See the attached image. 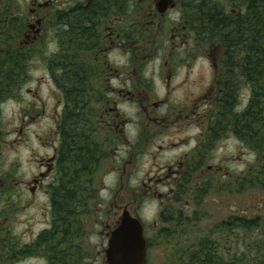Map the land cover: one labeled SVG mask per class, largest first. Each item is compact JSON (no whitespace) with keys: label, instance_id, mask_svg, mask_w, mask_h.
I'll use <instances>...</instances> for the list:
<instances>
[{"label":"rangeland","instance_id":"374dc122","mask_svg":"<svg viewBox=\"0 0 264 264\" xmlns=\"http://www.w3.org/2000/svg\"><path fill=\"white\" fill-rule=\"evenodd\" d=\"M30 5V0L7 1V9H10L8 15L17 12L19 6L27 11ZM143 19L124 18L119 32L123 34L124 22L129 27L131 22H136L139 28ZM158 22L165 25V19H157V26ZM55 36L54 32L46 35L48 46L35 50L37 54L32 64L28 65L25 82L18 86L13 98L0 104V176H8L7 179L11 176L13 180L4 183L6 179L0 178V188H7L15 198L11 200L13 205H0V231L5 230L7 234L4 243L0 241V264H47L44 256L32 255L25 250V246L49 229L52 222L44 186L51 182L53 175L47 178V172L42 170L46 176L41 188L36 193L35 190V195L31 197L27 192L36 186L32 180L39 177L40 161L48 160L58 144L57 141L54 146L53 142L57 135L56 118H60L63 104L61 92L46 71L50 67L46 64V58L52 52L62 54V50L57 48V41L53 40ZM139 36L137 29L133 39L130 38L133 47L112 48L103 57L104 74L108 77L110 72L113 73L110 87L122 93L115 104L117 111L115 105L111 107L113 113L120 115L122 124H119L117 139L113 141L115 147H111L107 153L100 172L98 190L101 208L97 209L91 225L87 226L85 247L88 248L89 260L85 264H106L104 250L107 236L116 226L124 208L137 215L145 227L150 242L147 264H181L180 255L184 249L196 246L206 237L212 240L218 238L219 234L214 229L219 230L222 222L234 216L257 218L260 230L257 233L236 231L231 236L225 233L223 246L233 245L236 249L238 245L243 246V241H248L258 243L257 248L263 247L264 175L258 182L249 186L245 184L250 181L246 180L250 178L248 169L253 170L255 157L232 134L226 133L216 142L213 141L204 166L197 171V187L210 183L203 186L206 193L201 203H195L189 192L181 200H175L173 196L169 200L171 203L164 204L160 210L154 191L168 197L169 185L173 180L169 168L177 170L175 167L180 161H185L181 160L185 154L189 159L202 138V127L211 126L210 118H207L210 109L203 94L212 88L216 79L213 62L219 51L209 47L198 50L193 64L173 65L167 83L168 73L161 71L162 66L170 55L177 54H171L174 50L170 51V34L166 33L164 38L160 34L155 37L150 33L149 38L145 36L149 42L144 40L143 47L137 41ZM163 41L167 43L164 48ZM89 48L83 49L87 60L100 54L97 47ZM74 58L77 55L69 58L68 64H72ZM125 61H128L127 74L119 72L117 76L116 69L124 66ZM169 63L172 64V61ZM85 65L79 64L88 78H96L91 80L92 85L96 88L102 85L99 75L94 77L98 73L97 67L93 71L92 66L84 68ZM55 66H51V71H55ZM79 66L76 67L80 72ZM126 81L129 82L124 86ZM244 85L238 110H243L249 99L248 85ZM104 110L102 107L99 109L98 105L95 108L98 115ZM202 113L204 118L200 120ZM189 121L191 124H188ZM35 133L38 135L37 141L34 139ZM187 178H190L189 175ZM182 184L186 186L183 179ZM172 208L176 212L181 211V217L170 218Z\"/></svg>","mask_w":264,"mask_h":264},{"label":"trees","instance_id":"16d2710c","mask_svg":"<svg viewBox=\"0 0 264 264\" xmlns=\"http://www.w3.org/2000/svg\"><path fill=\"white\" fill-rule=\"evenodd\" d=\"M259 13L252 14L247 20L250 29H247L246 36L253 38L255 30L260 27V46L246 47L245 51L237 47L222 50V72L218 81L221 93L216 113L209 117L211 126L207 132L208 142L205 141L210 148L213 141L226 133L232 134L253 153L255 165L253 170L248 169L250 178L246 180L250 181L245 182L247 186L258 182L264 175V0H261ZM236 25L234 38L237 41ZM206 26L208 24L203 22L202 29ZM77 51H74L75 55H78ZM18 53L13 48L0 50V104L13 98L18 86L27 79L29 66L26 55ZM58 59L63 60L62 54ZM76 59L69 66L56 65L57 74L53 76L63 105L57 123L58 145L53 179L46 187L52 222L50 228L41 232L31 244V250L37 256H44L47 264H85L89 260L88 248L85 247L87 226L91 225L97 209L101 208L100 172L107 153L115 147L113 141L117 139L112 131L99 125V115L95 111L99 99L88 96L94 86L91 80L79 77ZM241 79L250 91L247 105L238 110ZM209 184L203 183L196 190L189 191L195 203H201L206 193L203 186ZM187 185L189 187V179ZM189 192L180 188L174 199L181 200ZM180 212L172 208L170 218L181 217ZM259 224L257 218L230 217L219 225V230L214 229L219 234L218 238L206 237L196 246L184 249L180 255L181 264H264V245L257 248L258 243L243 241V246L238 245L235 249L233 245L224 247L222 243L225 233L230 236L236 231L257 233L261 227Z\"/></svg>","mask_w":264,"mask_h":264},{"label":"flooded vegetation","instance_id":"af4514ba","mask_svg":"<svg viewBox=\"0 0 264 264\" xmlns=\"http://www.w3.org/2000/svg\"><path fill=\"white\" fill-rule=\"evenodd\" d=\"M7 1L13 0H0V50L4 51L6 48L16 49L19 55H26L27 64L30 65L37 54L35 50L37 48L40 49V47L41 49L47 48L48 39L46 35L54 32L56 36L53 40L54 42L57 41V48L62 50L63 60L58 59L60 55L59 51L57 53L52 52L46 58V64L50 65L46 71L49 79L52 81L56 72L51 71V66L57 65V63L58 65L69 66V58L75 55L74 51L77 49L78 55L76 63L80 65L81 63H86L84 68L92 66L93 71L95 70L94 67H97L98 73L94 77L99 75L101 80H98L100 83L103 81V84L97 88L91 87L88 96L99 99V109L101 107L105 109L103 112H99V125L108 131H112L115 138L117 137V130L120 128L119 124L121 125L122 121L120 115L117 112L113 113L114 109H111V107L117 104L118 95H122V93L120 90L110 87L113 73L110 72L109 76L106 77L102 67L105 66L104 58L106 54L112 48H116L114 50H117L118 48L133 47L130 38L132 37L133 39V34L137 29L140 34L137 41L141 44V47L145 44L144 40L145 42H149L145 36L149 38L150 33L155 34V37L159 34L163 37L166 33L168 35L170 34V51L174 50L171 54H177L172 57L170 55L169 59L162 66L161 71L168 73L167 83L171 78L173 65H177L178 63L193 64L198 50L209 47L219 51L216 60L214 59L215 62H213L216 79L213 81L212 88L206 90L203 94L205 96L204 98H206V106L210 109L207 118L216 113L219 95L221 93L218 81L222 72L220 66L222 62V50H225L226 47H237L245 51L246 47L258 48L261 44L260 27H257V30H255L253 38L252 36L251 38L246 36L247 29H250V24L247 23V20L252 14H260L261 0H30V9L26 11L25 7L21 8L19 6L17 7L19 10L10 15H8L10 9H7L6 6ZM127 17H143L144 19L141 21L142 25L139 28L136 22H131V27L127 25V22H124L123 34H121L119 32V26L124 18L128 19ZM157 19L160 21L161 19H165V25L162 26L158 22L157 26L155 23ZM203 22L208 24L205 29H202ZM236 23L238 24L236 25L238 28L237 41L234 38L236 34L234 26ZM129 28L131 29L129 30ZM166 45V41H163V48ZM89 47H97L100 54L93 55L92 58L90 57L87 60V55L83 53V49H90ZM20 51L22 52L20 53ZM2 58H4V55ZM170 60L172 64L169 63ZM210 60L212 61L211 58ZM1 61H4V59ZM226 61H228V58H226ZM127 69L128 61H125L124 66L116 69L117 76L119 72L121 74H127ZM217 69L218 74L216 76ZM66 72H69V70L67 69ZM79 77L83 80L96 79L92 77L88 78L86 71L81 68ZM120 77L125 79L122 75ZM127 82L129 81H126L124 86H126ZM240 86L241 92V89H245L243 79L240 80ZM101 87H103L102 90H100ZM246 88L250 91L248 86ZM114 108L117 111L116 105ZM29 114L28 117L31 118L32 116ZM35 114L37 115L38 113ZM24 117L26 118L27 114ZM58 118H56V124ZM203 118L204 113H202L200 120ZM188 120H192V118ZM188 124H191V122L189 121ZM209 129L210 127H206L205 129L202 127L200 133L202 138L191 152L189 159L188 154H185L181 159L185 161L178 163V166L175 167L177 170H171V167L169 168L173 175V180L170 182V185L169 183L167 184V186L169 185L168 197L157 193L156 190L154 191L159 201L160 210L165 206L164 204L171 203L169 200L173 199V196L180 191V188L187 192L196 190L197 182H195V179L197 177V171L204 166V161L208 158V152L210 150L208 144L205 145V141L208 142L207 132ZM37 137L38 135L35 133V141H37ZM57 141L56 135L55 142H53L54 146ZM56 149L57 146H55L54 154L48 160L42 159L40 161L39 177H35L32 180V183L36 186L27 192L29 197L35 195L43 185V178L46 176V173L42 172V170L47 172V178L53 175ZM188 175L190 178H187ZM2 177L3 180L6 179L4 181L5 183L11 176L8 179V176L1 175L0 178ZM185 178H187L186 181L184 180ZM182 179L186 184L185 187L182 184ZM188 179L189 187L187 185ZM9 181L13 182L11 179ZM47 186L46 184L44 186L45 194H47ZM34 191L35 193H33ZM14 199L7 188H0V205H13L11 200ZM6 236L5 230H1L0 241H5ZM144 236L147 241L148 253L150 242L145 234V227ZM32 243L25 246V250H28V247H30L31 254L37 256L36 252L31 250Z\"/></svg>","mask_w":264,"mask_h":264},{"label":"water","instance_id":"95a60500","mask_svg":"<svg viewBox=\"0 0 264 264\" xmlns=\"http://www.w3.org/2000/svg\"><path fill=\"white\" fill-rule=\"evenodd\" d=\"M107 237L104 250L106 264H147V241L143 224L128 209L122 210L116 226Z\"/></svg>","mask_w":264,"mask_h":264}]
</instances>
